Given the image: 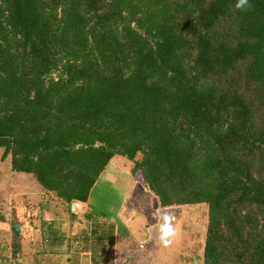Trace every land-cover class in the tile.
Wrapping results in <instances>:
<instances>
[{"label": "trees", "instance_id": "trees-1", "mask_svg": "<svg viewBox=\"0 0 264 264\" xmlns=\"http://www.w3.org/2000/svg\"><path fill=\"white\" fill-rule=\"evenodd\" d=\"M235 3L0 0L1 160L70 205L124 158L205 207L200 264H264V0Z\"/></svg>", "mask_w": 264, "mask_h": 264}, {"label": "crops", "instance_id": "crops-1", "mask_svg": "<svg viewBox=\"0 0 264 264\" xmlns=\"http://www.w3.org/2000/svg\"><path fill=\"white\" fill-rule=\"evenodd\" d=\"M105 171L106 168L99 176L101 180L98 178L102 185L107 181H102L104 174L107 175ZM13 174L7 169L3 175L0 264H119L122 258L124 262L133 260L137 243L147 244L151 237L149 232L156 229L145 225L144 232L143 221L135 218L138 213L135 206L127 205L125 193L121 202L114 204L115 208L98 209L108 214L102 218L97 213L95 216L88 213L93 207L89 199L85 204L67 205L36 183L39 195L18 193L14 188L21 182ZM5 178L8 184H5ZM99 184L97 181L94 188L101 186ZM108 185L107 191L117 187ZM105 197L101 198L103 202ZM154 222L157 221L151 223ZM14 225L20 229L17 239L10 232ZM139 225L140 230H137ZM156 252L159 255V249Z\"/></svg>", "mask_w": 264, "mask_h": 264}, {"label": "rangeland", "instance_id": "rangeland-1", "mask_svg": "<svg viewBox=\"0 0 264 264\" xmlns=\"http://www.w3.org/2000/svg\"><path fill=\"white\" fill-rule=\"evenodd\" d=\"M137 160V157L135 158ZM133 164L125 160L124 158H113L106 167V174L98 179V183L101 186L93 188L89 195V203L96 209H104L110 206L115 208L118 203L121 202L125 193L127 205L135 206V211L138 213V221H143V226H137V230L140 227L145 230V225L150 227H156V229L149 232L151 237H148L147 244L142 242L137 243L136 252L133 260L124 262L123 258L119 261V264H200L201 263V251H202V239L205 226V207L200 206H187V207H174V208H159L157 202L149 194L145 188L138 185L134 179L131 170ZM8 166L6 160H1L0 150V217L3 213V175L7 171ZM104 172V173H105ZM21 184L17 183L14 190L19 192H26L28 196H36L40 194L38 186L29 175L13 174ZM18 182V181H17ZM9 181L5 178V184ZM115 185L116 188L108 190L107 186ZM105 197L104 202L101 200ZM109 203L105 204L106 202ZM103 199V198H102ZM115 204V205H114ZM157 210H163L171 212L175 216L174 227L177 229L176 235L172 238L171 243L167 247L159 245L156 241L157 236V223L152 221L155 219V212ZM91 214V213H90ZM95 216V213H92ZM153 224V226H151ZM149 227V229H150ZM145 237V236H144ZM143 244V245H142ZM140 248V249H139ZM143 248V249H142ZM159 249V255L157 250ZM138 250V251H137ZM126 254V251L124 252ZM131 255V252L128 253ZM122 253H120V256ZM157 256V257H156ZM118 264V263H116Z\"/></svg>", "mask_w": 264, "mask_h": 264}, {"label": "clouds", "instance_id": "clouds-1", "mask_svg": "<svg viewBox=\"0 0 264 264\" xmlns=\"http://www.w3.org/2000/svg\"><path fill=\"white\" fill-rule=\"evenodd\" d=\"M249 7V0H236L234 5L236 11H247ZM155 219L158 222L156 241L159 245L167 247L177 233L174 227L175 216L171 212L157 210Z\"/></svg>", "mask_w": 264, "mask_h": 264}, {"label": "water", "instance_id": "water-1", "mask_svg": "<svg viewBox=\"0 0 264 264\" xmlns=\"http://www.w3.org/2000/svg\"><path fill=\"white\" fill-rule=\"evenodd\" d=\"M143 188H144V186H143ZM70 210L71 211L73 210L72 206H71ZM71 219H73V215H71ZM10 232L13 235V237H15V239H17L19 236V232H20L19 226L14 225L13 227H11Z\"/></svg>", "mask_w": 264, "mask_h": 264}]
</instances>
